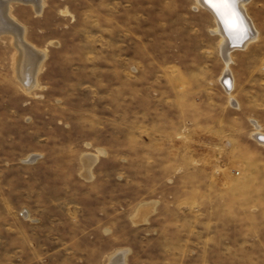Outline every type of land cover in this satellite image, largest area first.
Segmentation results:
<instances>
[{"label": "rangeland", "instance_id": "1", "mask_svg": "<svg viewBox=\"0 0 264 264\" xmlns=\"http://www.w3.org/2000/svg\"><path fill=\"white\" fill-rule=\"evenodd\" d=\"M197 2L10 3L40 59L0 32V264H264V0L230 92Z\"/></svg>", "mask_w": 264, "mask_h": 264}, {"label": "bare ground", "instance_id": "2", "mask_svg": "<svg viewBox=\"0 0 264 264\" xmlns=\"http://www.w3.org/2000/svg\"><path fill=\"white\" fill-rule=\"evenodd\" d=\"M12 1H14V0H0V32L12 31L17 36L19 44L21 43L20 44L21 47L23 46L22 49L27 50L28 47H26L25 44L21 41V39H22V37H21L22 28H20L7 15V11L9 10V6H10V3ZM20 1H25L26 3L31 2L37 8H40V5H42L41 0H20ZM249 1L250 0H236L234 7L231 5H229V6L217 5V7H220L221 11L223 12V19H221V17L216 14L215 8H213L211 5L206 3V0H198V2L202 3L205 6V8H208L210 10V12L212 13V15L214 16V18L216 20V27H215L216 31H217V33L219 32L221 34V37H222V38L220 37L222 39V41H221L222 44H220L221 45L220 49H221V51H222V53L226 59L227 68L220 75V82L228 92H230L231 89H233V85H234L233 75L231 73V70L228 69V66L230 63V57L228 54L230 52V49H231L230 47L232 45H238L239 44L238 46H243L246 48L249 41L257 38V34H258L256 29L254 28V25L252 23V19L249 17L248 12L246 10V4ZM9 13H10V11H9ZM224 20L228 21V27L225 26ZM13 33H12V35H13ZM16 43H17V41H16ZM236 48H238V47H236ZM29 49L32 51L33 55L31 54V56H27V57H32L33 61L30 60V65L25 64V63L23 64L22 58L20 57L21 58L20 59L21 64L19 67V69H20L19 70V73H20L19 78L21 77L22 81L26 85H28V88H31L34 86L33 79H34V75H35L36 70H37V66H38L40 57L36 52H34V50H32L31 48H28V50ZM20 51H22V50H20ZM26 54L29 55V53H26ZM40 55H42V54H40ZM17 62H19V61H17ZM17 64H19V63H17ZM40 64H39V66H40ZM253 123L255 125V131H253V136L256 140H258L259 142H261L264 145V132L261 130V127L257 123V121H253ZM259 136L263 140L259 139L258 138ZM112 264H121V263H119V262H117V260H115Z\"/></svg>", "mask_w": 264, "mask_h": 264}, {"label": "snow or ice", "instance_id": "3", "mask_svg": "<svg viewBox=\"0 0 264 264\" xmlns=\"http://www.w3.org/2000/svg\"><path fill=\"white\" fill-rule=\"evenodd\" d=\"M236 0H206V3L211 5L216 10V14L223 19V12L221 11L220 7H217V5L220 6H233L235 5ZM225 26L228 27V21L224 20Z\"/></svg>", "mask_w": 264, "mask_h": 264}, {"label": "water", "instance_id": "4", "mask_svg": "<svg viewBox=\"0 0 264 264\" xmlns=\"http://www.w3.org/2000/svg\"><path fill=\"white\" fill-rule=\"evenodd\" d=\"M258 138H259V139H261V137H260V136H259ZM261 140H263V139H261Z\"/></svg>", "mask_w": 264, "mask_h": 264}]
</instances>
